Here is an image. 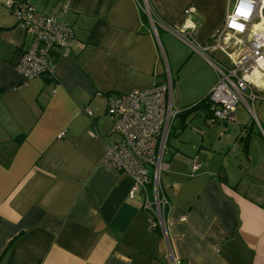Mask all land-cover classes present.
Listing matches in <instances>:
<instances>
[{"label":"crops","instance_id":"0c3cea01","mask_svg":"<svg viewBox=\"0 0 264 264\" xmlns=\"http://www.w3.org/2000/svg\"><path fill=\"white\" fill-rule=\"evenodd\" d=\"M5 1L0 264H264L261 97L242 103L249 120L235 111L217 126L227 137L201 154L197 171L185 146L167 149L163 229L149 226L142 194L128 197L133 178L100 164L104 144L118 138L106 114L109 94L170 81L172 105L206 97L217 80L206 57L221 52H195L170 28L190 22L195 40L210 42L232 0H27L40 13L63 16L74 33L72 45L56 51L55 77L28 81L14 69L27 39ZM188 7L194 11L185 14ZM222 41L234 49L231 33ZM215 157L222 160L213 164Z\"/></svg>","mask_w":264,"mask_h":264},{"label":"built area","instance_id":"2783aa9c","mask_svg":"<svg viewBox=\"0 0 264 264\" xmlns=\"http://www.w3.org/2000/svg\"><path fill=\"white\" fill-rule=\"evenodd\" d=\"M5 4L27 39L19 52L15 71L24 81L41 76L54 78L56 51L72 45V28L63 16L40 13L27 0H6ZM66 9L67 3L61 7L63 15ZM145 10L153 20L154 14L147 7ZM193 11V7H188L184 13ZM170 29L193 51L202 55L221 52L227 59L219 62L206 57L217 72V80L206 95L210 122L231 121L238 103L247 104L257 97L264 99V0H232L210 42L198 43L196 27L190 22ZM225 33H231L234 49L223 43ZM177 113L172 108L170 81L107 97L106 114L118 138L104 144L100 164L133 178L128 197L134 199L142 194V209L151 228L163 229L168 201L161 191L160 176L167 168V138ZM89 135L94 133L89 131ZM186 162L192 172L200 167L197 157L187 158Z\"/></svg>","mask_w":264,"mask_h":264},{"label":"rangeland","instance_id":"374dc122","mask_svg":"<svg viewBox=\"0 0 264 264\" xmlns=\"http://www.w3.org/2000/svg\"><path fill=\"white\" fill-rule=\"evenodd\" d=\"M213 59H216L219 62L227 61L225 56H223L221 53H216ZM172 108L174 112L179 113L187 109L188 106L180 108L179 106H175V104L173 103ZM235 111H238L237 115L239 112H242L243 118L246 121L249 120V112L247 111L244 104L238 103ZM204 116L205 111L202 107H195L185 115H177L173 121L171 132L167 138L168 149L172 150L174 148L185 146L184 148H186L187 151H181H183L187 155L194 154L193 156L195 157L197 155V159H199L200 162H203V157L201 154L213 151L215 149V146L217 145L216 142L219 143V141L221 140L222 142H224L228 133H223L222 130H219L217 128L218 125L220 126L223 123L212 124L209 120L208 122H210L211 124L205 123ZM230 129H232V127ZM221 160V157H215V162H213V164L219 163ZM164 173L166 172H163L162 175H164ZM207 175L212 174L207 172ZM221 177L222 178L220 180L224 182L223 176Z\"/></svg>","mask_w":264,"mask_h":264},{"label":"trees","instance_id":"16d2710c","mask_svg":"<svg viewBox=\"0 0 264 264\" xmlns=\"http://www.w3.org/2000/svg\"><path fill=\"white\" fill-rule=\"evenodd\" d=\"M207 98L206 97H204L202 100H200V101H198L197 103H195V104H193V105H191L190 107H188L187 109H185V110H183V111H181V112H179V113H177V115H185L187 112H189V111H191L192 109H194L195 107H202L203 108V106H205V104H206V108H205V110L206 111H208V104H207V100H206ZM176 115V116H177Z\"/></svg>","mask_w":264,"mask_h":264},{"label":"clouds","instance_id":"9594fccd","mask_svg":"<svg viewBox=\"0 0 264 264\" xmlns=\"http://www.w3.org/2000/svg\"><path fill=\"white\" fill-rule=\"evenodd\" d=\"M241 14H244V13H241Z\"/></svg>","mask_w":264,"mask_h":264},{"label":"bare ground","instance_id":"6f19581e","mask_svg":"<svg viewBox=\"0 0 264 264\" xmlns=\"http://www.w3.org/2000/svg\"><path fill=\"white\" fill-rule=\"evenodd\" d=\"M115 170V169H114Z\"/></svg>","mask_w":264,"mask_h":264}]
</instances>
